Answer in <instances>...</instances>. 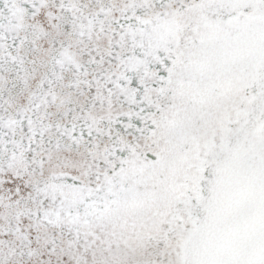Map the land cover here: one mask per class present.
I'll list each match as a JSON object with an SVG mask.
<instances>
[{
  "label": "snow or ice",
  "instance_id": "obj_1",
  "mask_svg": "<svg viewBox=\"0 0 264 264\" xmlns=\"http://www.w3.org/2000/svg\"><path fill=\"white\" fill-rule=\"evenodd\" d=\"M0 264H264V0H0Z\"/></svg>",
  "mask_w": 264,
  "mask_h": 264
}]
</instances>
